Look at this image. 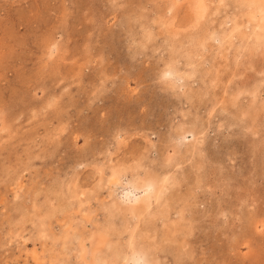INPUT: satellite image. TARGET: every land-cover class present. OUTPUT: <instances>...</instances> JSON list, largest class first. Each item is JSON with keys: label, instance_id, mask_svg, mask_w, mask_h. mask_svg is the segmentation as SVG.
Returning <instances> with one entry per match:
<instances>
[{"label": "rangeland", "instance_id": "obj_1", "mask_svg": "<svg viewBox=\"0 0 264 264\" xmlns=\"http://www.w3.org/2000/svg\"><path fill=\"white\" fill-rule=\"evenodd\" d=\"M140 258L264 264V0H0V264Z\"/></svg>", "mask_w": 264, "mask_h": 264}, {"label": "clouds", "instance_id": "obj_2", "mask_svg": "<svg viewBox=\"0 0 264 264\" xmlns=\"http://www.w3.org/2000/svg\"><path fill=\"white\" fill-rule=\"evenodd\" d=\"M169 75H170L169 73H165L164 78H168ZM151 190H152L151 186H149L145 192V195L151 192ZM122 198L128 201H138L139 200V198L135 195V192L133 191L124 192ZM136 264H147V261L144 258H140L136 261Z\"/></svg>", "mask_w": 264, "mask_h": 264}, {"label": "bare ground", "instance_id": "obj_3", "mask_svg": "<svg viewBox=\"0 0 264 264\" xmlns=\"http://www.w3.org/2000/svg\"><path fill=\"white\" fill-rule=\"evenodd\" d=\"M145 188H146V187H145ZM124 201H125V200H124ZM126 202H127V201H126ZM126 202H125V203H126ZM128 204H129V203H128ZM130 204H131V202H130ZM132 204H133V203H132ZM133 205H134V204H133ZM128 206H129V205H128Z\"/></svg>", "mask_w": 264, "mask_h": 264}]
</instances>
